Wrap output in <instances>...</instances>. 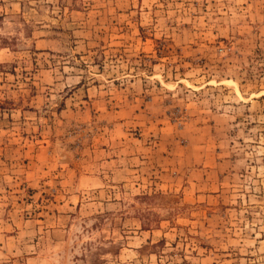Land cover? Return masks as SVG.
I'll use <instances>...</instances> for the list:
<instances>
[{
    "label": "rangeland",
    "instance_id": "rangeland-1",
    "mask_svg": "<svg viewBox=\"0 0 264 264\" xmlns=\"http://www.w3.org/2000/svg\"><path fill=\"white\" fill-rule=\"evenodd\" d=\"M0 264H264V0H0Z\"/></svg>",
    "mask_w": 264,
    "mask_h": 264
}]
</instances>
